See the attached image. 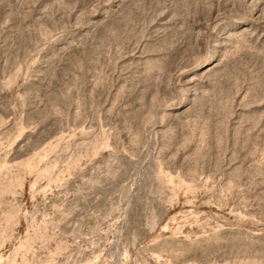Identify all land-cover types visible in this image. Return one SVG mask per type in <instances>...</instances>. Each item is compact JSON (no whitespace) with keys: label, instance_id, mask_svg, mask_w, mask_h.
<instances>
[{"label":"rangeland","instance_id":"obj_1","mask_svg":"<svg viewBox=\"0 0 264 264\" xmlns=\"http://www.w3.org/2000/svg\"><path fill=\"white\" fill-rule=\"evenodd\" d=\"M0 264H264V0H0Z\"/></svg>","mask_w":264,"mask_h":264}]
</instances>
